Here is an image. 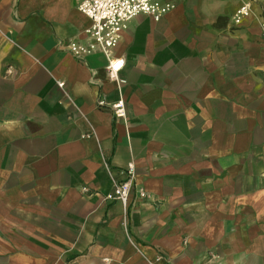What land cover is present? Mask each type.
<instances>
[{"label":"crops","instance_id":"obj_1","mask_svg":"<svg viewBox=\"0 0 264 264\" xmlns=\"http://www.w3.org/2000/svg\"><path fill=\"white\" fill-rule=\"evenodd\" d=\"M161 1L118 88L75 0H0V264H264V0Z\"/></svg>","mask_w":264,"mask_h":264},{"label":"built area","instance_id":"obj_2","mask_svg":"<svg viewBox=\"0 0 264 264\" xmlns=\"http://www.w3.org/2000/svg\"><path fill=\"white\" fill-rule=\"evenodd\" d=\"M77 10L91 21V25L84 31L86 42L71 41L66 45L67 51L77 60L95 52L104 54L108 60L107 75L118 88L125 82L118 76L124 66L122 59L109 56L110 52L121 40L128 24L137 16L144 15L154 21L162 19L171 9L172 5L161 0H75ZM252 14L251 2L243 3L235 12L233 22L239 24ZM261 39L264 42V20L259 22ZM10 72L7 71V74ZM62 86V84H60ZM103 103H100L102 106ZM116 115H124V103L119 99L111 107ZM125 180L114 185L113 198L119 201L125 209L128 207L129 196L133 186L132 169H128ZM139 198L146 197V193L139 189Z\"/></svg>","mask_w":264,"mask_h":264}]
</instances>
